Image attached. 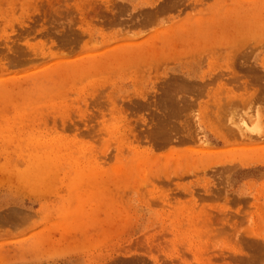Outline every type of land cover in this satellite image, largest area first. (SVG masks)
I'll use <instances>...</instances> for the list:
<instances>
[{
    "label": "rangeland",
    "instance_id": "rangeland-1",
    "mask_svg": "<svg viewBox=\"0 0 264 264\" xmlns=\"http://www.w3.org/2000/svg\"><path fill=\"white\" fill-rule=\"evenodd\" d=\"M263 24L0 0V264H264Z\"/></svg>",
    "mask_w": 264,
    "mask_h": 264
},
{
    "label": "bare ground",
    "instance_id": "bare-ground-1",
    "mask_svg": "<svg viewBox=\"0 0 264 264\" xmlns=\"http://www.w3.org/2000/svg\"><path fill=\"white\" fill-rule=\"evenodd\" d=\"M231 16H232V15H231ZM232 17H233V16H232ZM235 19H236V18H235ZM232 20H233V19H232ZM233 22H234V21H233ZM248 22H249V21H248ZM234 23H235V22H234ZM236 23H238V22H236ZM245 23H246V21H245ZM250 23H251V22H250ZM250 23H248V24H250ZM258 23H259V22H258ZM231 24H233V23H231ZM250 25H252V24H250ZM260 25H261V23H260ZM254 26H255V25H254ZM254 26H253V27H254ZM263 26H264V24H263ZM234 27H235V26H234ZM246 27L248 28L249 25L246 26ZM260 27H261V26H260ZM260 27H258V28H260ZM236 28H238V27H236ZM236 28L234 29L233 32H235V30H236V31H239L238 29H240V28H238V29H236ZM244 28H245V27H244ZM247 28H246V29H247ZM255 28H256V26H255ZM258 28H257V29H258ZM262 28H263V27H262ZM252 29H253V28H252ZM260 29H261V28H260ZM232 30H233V29H232ZM240 30H241V29H240ZM244 30H245V29H244ZM244 30H243V31H244ZM251 31H252V30H251ZM256 31H257V30H256ZM233 32H232V35H233ZM258 32H259V31H258ZM239 33H240V32H239ZM244 33H246V30H245ZM249 33H250V32H249ZM229 34H231V33H229ZM217 35H219V34H217ZM232 35H231V37H232ZM235 35H236V34H235ZM245 35H246V34H245ZM222 36H223V35H222ZM222 36H221V37H222ZM216 37H217V36H216ZM218 37H219V36H218ZM227 37H228V36H227ZM225 38H226V36H225ZM219 39H220V38H219ZM220 40H221V39H220ZM223 40H224V39H223ZM218 41H219V40H218ZM224 41H226V39H225ZM82 200H83V199H82Z\"/></svg>",
    "mask_w": 264,
    "mask_h": 264
}]
</instances>
